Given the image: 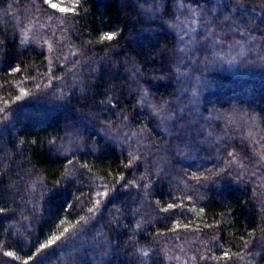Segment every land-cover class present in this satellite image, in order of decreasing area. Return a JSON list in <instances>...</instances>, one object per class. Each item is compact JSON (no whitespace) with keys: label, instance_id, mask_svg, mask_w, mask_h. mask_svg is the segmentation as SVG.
I'll list each match as a JSON object with an SVG mask.
<instances>
[{"label":"trees","instance_id":"obj_1","mask_svg":"<svg viewBox=\"0 0 264 264\" xmlns=\"http://www.w3.org/2000/svg\"><path fill=\"white\" fill-rule=\"evenodd\" d=\"M0 264H264V0H0Z\"/></svg>","mask_w":264,"mask_h":264},{"label":"snow or ice","instance_id":"obj_2","mask_svg":"<svg viewBox=\"0 0 264 264\" xmlns=\"http://www.w3.org/2000/svg\"><path fill=\"white\" fill-rule=\"evenodd\" d=\"M51 6H52L53 8H57V7H58L56 4H52ZM59 10H60L61 12L66 11V9H64V8H60ZM104 39H105V40H112V39H114V36H112V35H108V36H105ZM9 255H11V253H9Z\"/></svg>","mask_w":264,"mask_h":264},{"label":"rangeland","instance_id":"obj_3","mask_svg":"<svg viewBox=\"0 0 264 264\" xmlns=\"http://www.w3.org/2000/svg\"><path fill=\"white\" fill-rule=\"evenodd\" d=\"M243 119H240V121H242Z\"/></svg>","mask_w":264,"mask_h":264}]
</instances>
